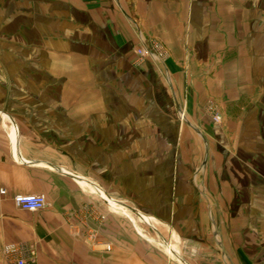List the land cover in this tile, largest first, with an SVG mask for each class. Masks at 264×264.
Masks as SVG:
<instances>
[{"label":"crops","instance_id":"1","mask_svg":"<svg viewBox=\"0 0 264 264\" xmlns=\"http://www.w3.org/2000/svg\"><path fill=\"white\" fill-rule=\"evenodd\" d=\"M34 2L54 3L69 16L63 31L70 39L64 47L56 42L50 52L57 67L66 62L70 77L87 87L69 114L76 143L84 141L82 133H125L128 107L161 109L168 92L183 89L184 78L192 81L195 93L188 103L197 106L199 123L189 125L204 144L199 165L204 178L199 189L183 193L182 226L174 211L172 221L168 217L175 237L183 238L189 253L197 250L200 260L264 264V0ZM152 37L168 52L161 69L146 58L135 65V48ZM188 51L199 61L200 73L193 78L181 71L182 64L192 65L185 63ZM155 85V97L143 93L144 86ZM209 99L219 122L210 123L203 112ZM104 136L93 139V147H105ZM121 139L125 143L119 136V147ZM16 144L0 124V188L5 190L0 193V264H7L9 244L32 252L33 264H183L161 251L142 226L128 223L125 188L100 187L72 167L18 156ZM17 193H43L46 204L37 211L22 209L13 201Z\"/></svg>","mask_w":264,"mask_h":264},{"label":"rangeland","instance_id":"2","mask_svg":"<svg viewBox=\"0 0 264 264\" xmlns=\"http://www.w3.org/2000/svg\"><path fill=\"white\" fill-rule=\"evenodd\" d=\"M56 7L54 3L40 6L34 0H0V124L8 128L13 146L17 142L16 150L26 159L66 165L93 177L98 185L125 188L129 224L135 222L142 226L146 233L153 235L161 251L183 264L179 257L188 264H214L212 260H200L197 250L189 253L190 250L184 249L183 238L175 237L171 224L174 211L176 224L182 226V205L186 199L183 193L199 189L204 178L199 170L205 154L204 144L189 125L199 123L197 106L193 108L188 103L194 98L196 86L184 78L183 89L176 86L174 91L168 92L169 100L166 99L161 108L165 116L156 115L161 111L159 106L148 110L146 105L138 104L137 108L132 104L127 108L125 133H82L78 135L84 141L76 143L73 139L77 137L76 127L69 114L77 104L76 98L88 92L86 85H78L70 77L71 69L65 68L66 62L59 61L62 67H57L55 55L50 52L56 42L64 47L65 41L70 39L63 31L69 16H62L63 11H56ZM151 41L159 42L166 53L159 57H141L134 52L135 65L146 58L154 68L161 69L167 49L158 38H150L148 44ZM40 48L47 53L40 52ZM193 54L188 51L184 57L185 63L192 65L183 67L182 64L181 67V71L190 72L192 78L200 73L199 61ZM73 71L75 75L84 73ZM208 71L210 66L207 65ZM154 87L157 88L156 85L150 89L144 86L143 93H152L155 97ZM204 111L210 123L220 121L214 118L218 108L213 100H208ZM4 114L9 115L16 126ZM112 124V128H119L117 122ZM103 135L108 142L102 144L105 147H99L100 143L93 147L92 140ZM119 136L125 139V143L121 139L120 147ZM172 249L176 250L175 254Z\"/></svg>","mask_w":264,"mask_h":264},{"label":"built area","instance_id":"3","mask_svg":"<svg viewBox=\"0 0 264 264\" xmlns=\"http://www.w3.org/2000/svg\"><path fill=\"white\" fill-rule=\"evenodd\" d=\"M135 54L138 56L159 57L166 53L165 48L157 41H151L149 44H142L135 48ZM214 118L220 119L219 113H215ZM5 190L0 188V193ZM13 201L22 209L29 211H37L42 209L46 204V198L43 193H17L13 196ZM109 246L107 245V248ZM4 251L8 253L7 264H33L34 257L32 252H25L14 244H9L4 247Z\"/></svg>","mask_w":264,"mask_h":264},{"label":"water","instance_id":"4","mask_svg":"<svg viewBox=\"0 0 264 264\" xmlns=\"http://www.w3.org/2000/svg\"><path fill=\"white\" fill-rule=\"evenodd\" d=\"M7 117L10 119V121L12 122V124H13V126H16V124H15V122H14V120L9 116V115H7ZM16 146H17V144H16ZM18 156H20V154L18 155ZM130 210H132L133 212H135V213H137L138 215H139V213L136 211V210H134V208H130V207H128ZM185 264H188L185 260H183L181 257H179Z\"/></svg>","mask_w":264,"mask_h":264}]
</instances>
